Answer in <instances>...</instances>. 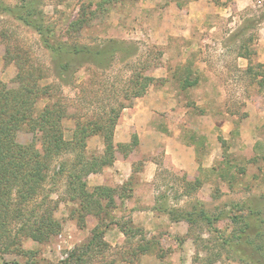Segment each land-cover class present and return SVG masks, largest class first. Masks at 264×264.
<instances>
[{
  "label": "rangeland",
  "instance_id": "374dc122",
  "mask_svg": "<svg viewBox=\"0 0 264 264\" xmlns=\"http://www.w3.org/2000/svg\"><path fill=\"white\" fill-rule=\"evenodd\" d=\"M190 2L0 0V88L12 97L21 80L36 114L54 112L45 126L60 125L64 140L31 196H0V264H250L222 248L229 219L210 228L154 209L211 218L247 201L264 209V0ZM25 3L53 45L116 39L135 52L101 67L72 59L58 71L40 33L5 9ZM139 72L153 81L133 97ZM117 111L114 157H102L91 123ZM155 129L192 146L196 170L179 167L186 151L165 157L157 135L148 138ZM17 140L43 159L39 131L23 126Z\"/></svg>",
  "mask_w": 264,
  "mask_h": 264
},
{
  "label": "trees",
  "instance_id": "16d2710c",
  "mask_svg": "<svg viewBox=\"0 0 264 264\" xmlns=\"http://www.w3.org/2000/svg\"><path fill=\"white\" fill-rule=\"evenodd\" d=\"M5 9L40 33L44 43L55 54L58 71L68 68L72 59L81 58V61H89L101 67L109 64L117 55L122 54L124 58L132 56L135 52L133 45L116 39L106 40L94 46L73 44L64 48L63 46L53 45L49 42L43 27L33 19L28 3L17 9ZM135 76L136 78L131 79V82L135 85L132 95L133 97H138L144 94L148 85L153 81V77L140 72ZM0 86L4 85L0 82ZM26 93H28V90L23 86L21 80L19 81L17 94L12 97H9L7 92L0 88V196H10L14 188H16L22 198L31 196L39 185L42 168L46 166L44 159L47 154L58 150L64 143L60 125L45 126L46 122L49 123V114L54 115V112L47 106L41 113L36 114L29 103V95ZM28 103L29 105H27ZM123 106V104L120 105V108ZM115 113L104 123L101 121L91 123L94 127L90 129L101 133L104 138L105 150L102 157H114L115 144L113 143L112 135L119 111ZM26 125L33 131L40 132V140L44 148L43 159L42 156L34 157L35 154L33 149H31L32 145L27 146L18 142V130ZM81 146L83 147L84 144L82 143ZM92 166L88 165L87 168L85 167V172H89ZM104 189L103 186L94 188L96 192ZM252 203L247 201L240 205H233V207L239 206V213L229 212V214L213 218L202 209L194 208L195 206H193L194 211L181 214H174L173 212L171 214L166 206H155L154 209L166 214L173 222L183 220L191 224L192 222L203 220L210 228L213 225V220L229 219L233 225L232 234L228 238L221 234L222 248L232 253L233 257H236L235 259L238 261L259 264L261 258H264L261 252V249L263 250L264 248V218L260 215L264 209L260 208V206H255V202Z\"/></svg>",
  "mask_w": 264,
  "mask_h": 264
},
{
  "label": "crops",
  "instance_id": "0c3cea01",
  "mask_svg": "<svg viewBox=\"0 0 264 264\" xmlns=\"http://www.w3.org/2000/svg\"><path fill=\"white\" fill-rule=\"evenodd\" d=\"M200 1L201 0H192V2H190V5H191V7H193V6H195L196 5V3L197 4H199L200 3ZM189 5V6H190ZM159 92H161V91H159ZM159 92L157 93V94H159ZM148 97V96H147ZM146 97V98H147ZM150 127V126H149ZM150 128H154V127H150ZM157 130L158 129H155V131L154 130H150V131H148L149 133H150V136H148V138H150L151 139V137H152V135H153V133H155L157 136V138H156V140L154 141V144L157 146H160L159 148H162V150H163V153H164V156L165 157H167V155H168V153H170V152H172L171 151V148H173V150H175L176 148L180 151V152H182V151H186V153L188 154V161H189V163H188V165H187V167L185 166V165H181V166H179V167H185V168H188V173H191V172H193L194 170H196V167H197V165H196V159H195V156H194V152H193V150H192V146L190 147L189 145H187V144H185V143H183V142H181L180 140H178V137H177V135L176 134H172L170 137L169 136H165V138H163L162 136H161V132H157ZM139 132V131H138ZM152 133V134H151ZM139 134H140V132H139ZM154 134V135H155ZM160 135V136H159ZM165 139V140H164ZM162 141H163V145H162V147H161V145H160V143H162ZM176 151V150H175ZM171 158H172V154H171ZM176 224V223H175Z\"/></svg>",
  "mask_w": 264,
  "mask_h": 264
}]
</instances>
